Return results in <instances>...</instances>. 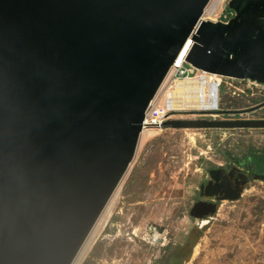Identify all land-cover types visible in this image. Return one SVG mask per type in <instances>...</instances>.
Segmentation results:
<instances>
[{"label": "water", "instance_id": "1", "mask_svg": "<svg viewBox=\"0 0 264 264\" xmlns=\"http://www.w3.org/2000/svg\"><path fill=\"white\" fill-rule=\"evenodd\" d=\"M209 1L0 0V264L74 262L188 42L195 70L264 85V0H229L227 21L203 20ZM174 115L161 128L264 129V119ZM230 175L208 172L199 197L213 200L195 202L192 219L240 198L247 179L228 190Z\"/></svg>", "mask_w": 264, "mask_h": 264}, {"label": "rangeland", "instance_id": "2", "mask_svg": "<svg viewBox=\"0 0 264 264\" xmlns=\"http://www.w3.org/2000/svg\"><path fill=\"white\" fill-rule=\"evenodd\" d=\"M228 2L210 0L203 20H218L217 15L228 9ZM215 5L218 7L214 12ZM221 80L224 85L218 91L219 108L214 112L239 114L210 116L193 113L196 110H175L171 118L264 116V107L253 111L264 89L254 87L253 93L245 94L234 89L238 86L234 81ZM170 81L162 85L157 99L164 91H171ZM250 152H264V129H145L116 191L79 251L76 264H163L179 246L184 247L182 254L191 249L182 264H264V180L249 178L240 198L219 202L211 218L189 216L195 202L207 200L199 197V186L209 178L208 171L241 162L240 168L249 175L246 161ZM149 225L162 230L156 239L147 234Z\"/></svg>", "mask_w": 264, "mask_h": 264}, {"label": "built area", "instance_id": "3", "mask_svg": "<svg viewBox=\"0 0 264 264\" xmlns=\"http://www.w3.org/2000/svg\"><path fill=\"white\" fill-rule=\"evenodd\" d=\"M232 16H233V12L227 9L225 12H220V14L217 15V19L219 21H227ZM170 73H172L171 78H169ZM204 76H208V80H204L203 79ZM175 79L204 81V85L200 90L201 95L200 92H198V94L202 99H207L208 97L207 93H209L210 90V95L215 98V108L212 111H218V91L222 83L220 77L215 75H209L204 72L195 70L190 65H188L184 60L183 62L180 63H177V61L173 63L162 85L165 84L167 80H175ZM232 81H234L238 85L237 87L234 86V89L238 92H245V90H250L253 92L254 87L256 88L260 87L264 89V85L253 84L249 81H240V80H232ZM206 83L208 84V87H205ZM159 91L160 89L158 90L157 94L151 101L150 106L145 112L142 131L144 129L147 130L162 129L161 124L165 121V116L175 111L173 110L175 108L172 105L171 100L165 98L164 95H162L159 99H157Z\"/></svg>", "mask_w": 264, "mask_h": 264}, {"label": "bare ground", "instance_id": "4", "mask_svg": "<svg viewBox=\"0 0 264 264\" xmlns=\"http://www.w3.org/2000/svg\"><path fill=\"white\" fill-rule=\"evenodd\" d=\"M218 5H215L214 12L217 10ZM213 12V13H214ZM205 13L203 14L204 17ZM188 42L183 51L182 57L177 60V63L183 62L185 60V56L188 53L191 45ZM171 78V77H170ZM204 80H208V76L203 77ZM173 82V86L171 87V91H164L165 98L171 100L172 105L174 106L176 111H189L196 110L197 112H210L213 110L214 105V97L207 93V99H202L198 92H200L201 88L204 85V81H196V80H171ZM205 87H208V84H205ZM201 95V92H200ZM168 96V97H167ZM145 129L141 132L143 133ZM136 231V230H135ZM147 234L150 235L153 239L157 238V228L149 225L146 229ZM159 233V232H158ZM159 235V234H158ZM79 258V254L75 258L72 264H76Z\"/></svg>", "mask_w": 264, "mask_h": 264}, {"label": "trees", "instance_id": "5", "mask_svg": "<svg viewBox=\"0 0 264 264\" xmlns=\"http://www.w3.org/2000/svg\"><path fill=\"white\" fill-rule=\"evenodd\" d=\"M223 85L224 83L220 85L221 89ZM251 93L253 92L250 90H245V94ZM261 102H264V96L261 100L255 101L254 104H260ZM258 118L264 119V116ZM248 156L251 159V164L254 167V172L257 173V175L262 176L264 174V152H262L261 154L250 152ZM182 250H184L183 246L177 247L173 252L166 256V258L163 260V264H182L185 260L188 259L191 249H189L186 254H182Z\"/></svg>", "mask_w": 264, "mask_h": 264}, {"label": "flooded vegetation", "instance_id": "6", "mask_svg": "<svg viewBox=\"0 0 264 264\" xmlns=\"http://www.w3.org/2000/svg\"><path fill=\"white\" fill-rule=\"evenodd\" d=\"M241 166H243V163H241ZM246 164H247V170H248V160L246 161ZM234 165H230V166H225V167H220V168H223L225 170V174H228L229 172L231 173V175L228 177V183H229V188L228 190H230V188L232 189H235L236 187H238V184L241 182V180H246L247 179V182L249 181V178H252L253 175H257L255 174L254 172V168H253V171L249 172L248 170V174H245V171L242 170L240 167H236ZM219 167H216L214 169H217ZM213 170V169H212ZM210 171V170H209ZM208 171V172H209ZM221 176H224L221 174ZM210 181V178H208L207 180H204L200 186L203 184L204 186ZM199 186V188H200ZM240 186V185H239ZM213 199H207L206 201L207 202H212Z\"/></svg>", "mask_w": 264, "mask_h": 264}]
</instances>
